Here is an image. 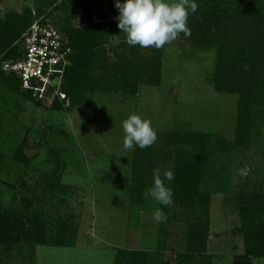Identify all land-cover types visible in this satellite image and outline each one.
<instances>
[{"label":"rangeland","instance_id":"rangeland-1","mask_svg":"<svg viewBox=\"0 0 264 264\" xmlns=\"http://www.w3.org/2000/svg\"><path fill=\"white\" fill-rule=\"evenodd\" d=\"M75 1L90 8L82 5L77 17H71L80 27L88 25L96 7L115 2L57 0L47 6L48 0H0V19L25 6L36 12L42 8L65 29L63 21ZM17 43L18 38L13 47ZM216 56V49L193 46L181 33L163 47L159 85L140 83L137 94L99 90L90 94V103L71 108L68 98L51 95L39 103L0 85V200L23 213L28 196L33 205L27 215L39 213L47 223L46 242L23 240L10 255L3 251L0 264H121L118 258L126 250L144 251L147 264H177L176 252L185 249L189 226L181 208L170 206L168 213L176 217L158 252L160 223L153 212L159 204L148 198L144 205H134L131 188L134 182L153 180L154 169L163 174L175 166L177 144L169 136L178 130L235 140L239 95L215 89ZM56 99L64 109L51 108ZM130 114L150 120L157 133L152 146L158 155L150 160L136 154L139 147L123 148L122 121ZM253 132L248 148L214 156L232 178L227 184L217 177L209 183L208 259L199 256L198 264H235L245 250L244 239L232 232L240 220L230 197L241 190L264 192V115L256 119ZM24 139L29 144L26 162L16 159ZM136 166L142 167L140 172ZM69 228L75 234L71 239ZM253 264H264V257L254 258Z\"/></svg>","mask_w":264,"mask_h":264},{"label":"trees","instance_id":"trees-1","mask_svg":"<svg viewBox=\"0 0 264 264\" xmlns=\"http://www.w3.org/2000/svg\"><path fill=\"white\" fill-rule=\"evenodd\" d=\"M56 1L48 0L46 5L51 6ZM195 2L199 8L194 14L189 13L187 25L191 35L186 38L193 46L216 49L212 83L218 91L237 93L239 102L234 141L215 137L211 132L178 130L169 136V139L177 144L174 151L175 166L171 169L175 178L172 181L165 180V184L173 192L171 207L181 208V214H184L189 223L185 249L176 252L177 264H188L191 261L198 264L199 256L208 257L206 246L210 224L209 183L214 177L224 184L229 183L232 178V173L225 163L214 156L217 152L227 153L237 148H248L251 145L256 119L264 115V0ZM75 3L77 4L70 3L73 4L70 13H67L68 18L63 21L65 29L52 12H45L59 23L73 49L60 84V91L66 95L62 100L68 98L70 108L90 103L87 91L92 94L99 90L137 94L140 83L160 84L163 48H150L151 53L147 55L143 50L145 48L128 45L125 34L120 32L117 26L118 21L115 18L118 16V10L115 2L109 1L96 7L95 14L87 17L88 25L84 27L71 21V17L76 18L83 5H80V1ZM83 7L88 8L84 5ZM42 11V8H38L36 12L25 6L21 12L10 11L0 19V85L15 95L20 94L39 103L43 99L38 98L33 89L24 88L16 73H7L3 69V63L11 58L21 57L20 46L13 47V43L38 14L44 13ZM114 38L120 41L115 43ZM52 90L53 88H50L49 92ZM59 100L56 99L52 109H64ZM20 144L16 159L26 162L29 158L24 150L29 144L26 139ZM136 154L149 159L158 155V152L152 146L136 149ZM147 165L151 167V162L148 161ZM140 168L142 167L136 166L135 172H140ZM138 183L134 182L132 185L131 201L134 205L142 206L145 204L144 190L152 185L153 180L147 178ZM1 201L0 256L3 251L9 254L15 244L18 245L23 240L31 243L46 242L47 223L39 213L27 215L33 205L28 196L23 198V213L15 207L3 205ZM230 201L231 206L238 211L240 220L232 232L244 239L245 247L244 252L237 255L235 264H253L254 258L264 257V192L260 188L241 190L232 193ZM159 207L167 215V220L159 225L158 241L161 244L158 252L161 250L162 240H165L168 223L176 217L168 213L170 206L159 204ZM69 230L68 238L71 239L75 234L72 228ZM123 255L118 258L121 264H147L144 251L126 250Z\"/></svg>","mask_w":264,"mask_h":264},{"label":"clouds","instance_id":"clouds-1","mask_svg":"<svg viewBox=\"0 0 264 264\" xmlns=\"http://www.w3.org/2000/svg\"><path fill=\"white\" fill-rule=\"evenodd\" d=\"M119 15L120 32L125 34L126 43L141 48L162 49L180 36L190 37L187 25L189 13H195L199 5L195 0H115ZM123 148L146 149L157 140V133L151 121L138 114H130L122 121ZM243 174V173H241ZM153 183L144 190V198H152L158 204L169 207L173 203V192L166 186L165 180L172 181L175 176L169 168L161 174L159 168L153 170ZM153 219L160 223L167 220V215L160 207L153 212Z\"/></svg>","mask_w":264,"mask_h":264},{"label":"built area","instance_id":"built-area-1","mask_svg":"<svg viewBox=\"0 0 264 264\" xmlns=\"http://www.w3.org/2000/svg\"><path fill=\"white\" fill-rule=\"evenodd\" d=\"M22 54L3 63V69L16 73L24 88L33 89L38 98L64 99L60 91L64 70L70 62L72 47L66 33L48 13L38 14L18 38ZM50 88H53L50 93Z\"/></svg>","mask_w":264,"mask_h":264},{"label":"water","instance_id":"water-1","mask_svg":"<svg viewBox=\"0 0 264 264\" xmlns=\"http://www.w3.org/2000/svg\"><path fill=\"white\" fill-rule=\"evenodd\" d=\"M90 94H91V92L90 91H87V93H86L87 97H89Z\"/></svg>","mask_w":264,"mask_h":264}]
</instances>
